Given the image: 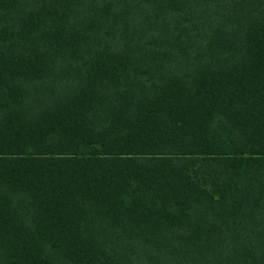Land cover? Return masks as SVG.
I'll return each instance as SVG.
<instances>
[{
    "label": "trees",
    "instance_id": "1",
    "mask_svg": "<svg viewBox=\"0 0 264 264\" xmlns=\"http://www.w3.org/2000/svg\"><path fill=\"white\" fill-rule=\"evenodd\" d=\"M0 264H264V0H0Z\"/></svg>",
    "mask_w": 264,
    "mask_h": 264
}]
</instances>
